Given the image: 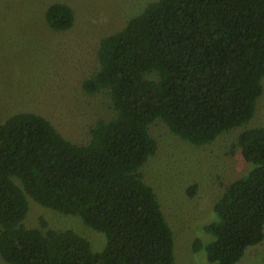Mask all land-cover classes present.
<instances>
[{"label": "trees", "instance_id": "obj_1", "mask_svg": "<svg viewBox=\"0 0 264 264\" xmlns=\"http://www.w3.org/2000/svg\"><path fill=\"white\" fill-rule=\"evenodd\" d=\"M46 18L67 30L76 15L54 3ZM98 60L83 88L108 95L114 111L95 121L87 142L35 112L0 123V255L11 264L176 263L173 229L142 171L158 149L150 127L162 120L204 145L253 118L263 93L264 0H155L101 39ZM239 143L250 170L227 185L201 225L206 237L193 243L208 264H237L264 241V126L245 129ZM29 200L81 217L105 235L104 248L43 218L26 227Z\"/></svg>", "mask_w": 264, "mask_h": 264}, {"label": "rangeland", "instance_id": "obj_2", "mask_svg": "<svg viewBox=\"0 0 264 264\" xmlns=\"http://www.w3.org/2000/svg\"><path fill=\"white\" fill-rule=\"evenodd\" d=\"M153 1L0 0V123L18 112H35L47 117L68 139L87 142L95 121L110 118L114 111L108 95L89 94L83 88L84 79L99 68L100 41L121 30ZM54 3L74 9L76 20L70 29L58 30L48 22L46 11ZM262 84L253 118L208 144H193L162 120L150 127L158 149L142 171L173 229L175 264H208L205 250L194 252L193 243L206 237L201 225L213 219L214 206L227 185L250 170L239 135L264 126V77ZM29 201L26 227H42L43 218L48 228L77 231L94 251L104 248L105 235L81 217ZM0 264L11 263L0 255ZM237 264H264V241L249 247Z\"/></svg>", "mask_w": 264, "mask_h": 264}]
</instances>
